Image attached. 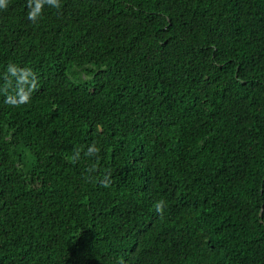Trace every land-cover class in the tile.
<instances>
[{"label":"trees","instance_id":"16d2710c","mask_svg":"<svg viewBox=\"0 0 264 264\" xmlns=\"http://www.w3.org/2000/svg\"><path fill=\"white\" fill-rule=\"evenodd\" d=\"M61 3L0 9V264H264V0Z\"/></svg>","mask_w":264,"mask_h":264},{"label":"clouds","instance_id":"9594fccd","mask_svg":"<svg viewBox=\"0 0 264 264\" xmlns=\"http://www.w3.org/2000/svg\"><path fill=\"white\" fill-rule=\"evenodd\" d=\"M9 0H0V9L8 7ZM45 6L60 10L62 8L61 0H27L28 14L27 18L33 23L38 22L44 13ZM0 79L3 84L0 85V93L5 94V103L14 107H19L30 101L31 93L38 87L36 73L30 67H20L15 63H9ZM12 89V93L9 92ZM99 152V148L93 143L85 155L93 156ZM80 158V150H75L74 155L69 157L71 163H76ZM95 166L88 169V172H94ZM110 176V173H109ZM101 186L108 187L111 180L105 176L100 180ZM164 201H157L153 207L157 213L162 214L164 211Z\"/></svg>","mask_w":264,"mask_h":264}]
</instances>
